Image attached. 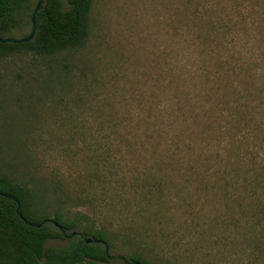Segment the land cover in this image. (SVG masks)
I'll use <instances>...</instances> for the list:
<instances>
[{
    "label": "rangeland",
    "instance_id": "374dc122",
    "mask_svg": "<svg viewBox=\"0 0 264 264\" xmlns=\"http://www.w3.org/2000/svg\"><path fill=\"white\" fill-rule=\"evenodd\" d=\"M0 175L114 253L264 264V0H93L83 46L1 58Z\"/></svg>",
    "mask_w": 264,
    "mask_h": 264
},
{
    "label": "trees",
    "instance_id": "16d2710c",
    "mask_svg": "<svg viewBox=\"0 0 264 264\" xmlns=\"http://www.w3.org/2000/svg\"><path fill=\"white\" fill-rule=\"evenodd\" d=\"M32 5V0H0V35L32 27ZM92 6L93 0H45L36 17L34 39L0 42V59L17 50L48 56L83 46L89 36ZM26 13L30 19L25 17ZM45 219V214L34 206L33 195L26 186L0 175V264H125L109 258L101 242L87 243L79 236L68 237L54 223L42 224ZM53 219L68 232L80 230L113 246L105 230L84 223L81 218H65L57 212ZM57 240L63 242L50 243ZM127 256L149 264L139 255Z\"/></svg>",
    "mask_w": 264,
    "mask_h": 264
},
{
    "label": "water",
    "instance_id": "95a60500",
    "mask_svg": "<svg viewBox=\"0 0 264 264\" xmlns=\"http://www.w3.org/2000/svg\"><path fill=\"white\" fill-rule=\"evenodd\" d=\"M45 0H38V3L32 13L31 16V22H32V27L31 30L28 34H26L25 36L22 37H14V36H2L0 35V42H14V43H21V42H29L30 40H33L35 35H36V31H37V21H36V17L37 14L39 13V11L43 8ZM54 223L56 226H58L61 230L64 231L65 235L68 237H74V236H79L82 237L85 242L87 243H98L101 242L102 244H104L106 246L107 249V255L109 256V258L111 259H119L122 260L125 264H142L140 261L137 260H131L129 259L126 255L124 254H120V253H114L111 251V245L108 241L106 240H97L92 238L91 236L87 235L85 232L80 231V230H72L71 232H68L61 224H59L58 222H56L53 218H47L45 219L42 224L44 223ZM41 224V225H42Z\"/></svg>",
    "mask_w": 264,
    "mask_h": 264
}]
</instances>
